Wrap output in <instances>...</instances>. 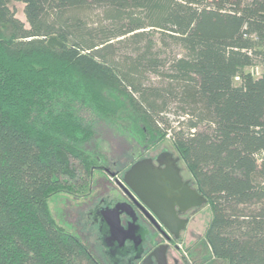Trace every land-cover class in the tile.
Segmentation results:
<instances>
[{
    "label": "trees",
    "instance_id": "16d2710c",
    "mask_svg": "<svg viewBox=\"0 0 264 264\" xmlns=\"http://www.w3.org/2000/svg\"><path fill=\"white\" fill-rule=\"evenodd\" d=\"M109 117L169 136L215 260L264 264V0H0V264H97L49 205L87 190Z\"/></svg>",
    "mask_w": 264,
    "mask_h": 264
},
{
    "label": "flooded vegetation",
    "instance_id": "af4514ba",
    "mask_svg": "<svg viewBox=\"0 0 264 264\" xmlns=\"http://www.w3.org/2000/svg\"><path fill=\"white\" fill-rule=\"evenodd\" d=\"M141 148L139 151L136 150L129 164L115 167L118 180L123 182L126 173L135 164L142 162L145 166L153 168L149 170L153 176L161 175L163 171L168 174L170 179V182L166 184L168 196H171L173 190L174 193L179 194L186 187L196 190L192 181L185 177L183 162L178 155L163 146L150 149ZM91 188L90 180L88 191L79 196L82 202L77 203L76 206L79 209L76 215L80 220L87 215L91 223L84 225L83 228L81 223H76L75 228L78 236L89 247L97 264H142L152 251L163 245L168 246V264H185L175 256L173 251L182 241L181 234L187 230L195 211L201 206L182 212L179 211V207H176L177 216L188 221L179 238H176L164 228L131 187L126 186L127 191L118 186L116 189H108L100 199L95 202L90 200L88 203L89 201L86 202V200ZM117 206L123 208L120 213L123 231L113 233L106 216ZM94 251L98 256L100 255L101 260L93 254ZM154 264L157 263L154 262Z\"/></svg>",
    "mask_w": 264,
    "mask_h": 264
},
{
    "label": "rangeland",
    "instance_id": "374dc122",
    "mask_svg": "<svg viewBox=\"0 0 264 264\" xmlns=\"http://www.w3.org/2000/svg\"><path fill=\"white\" fill-rule=\"evenodd\" d=\"M12 6L17 11V17L25 21L23 4L14 2ZM98 16V13H94V16L90 18V22H96ZM2 30L5 37L9 39L12 34L11 28L4 27ZM261 70V67L257 66L247 69L246 72L252 73L254 77H259ZM149 80L156 82L155 77H150ZM236 84L238 85L239 81H236ZM96 129V137L83 147L85 150L93 153L94 157L100 158L99 166L101 168L100 170L93 171L91 178L92 188L86 200V202L89 201L88 203H90V200L95 202L100 199L108 189H116L118 176L111 177V174L117 175L115 167H123L129 164L131 159H133V155L136 154V150L142 149L137 142L139 136L135 134L133 125L130 122L122 121L115 117L104 118L97 123ZM163 147L177 155L172 147L169 136L165 139ZM72 163L75 167L78 166L77 161L72 160ZM182 165L185 177L193 181L184 163ZM83 179L85 180V178H82L72 193L53 198L49 205L56 223L67 232L69 231L77 236L76 223H81L82 228L84 225L91 223L87 215L82 220L76 215L79 212V209L76 207L77 203L82 202L79 196L88 191V188L84 192L78 190L86 182ZM211 219V209L207 204H204L195 211L187 230L181 234L182 241L178 243L173 252L185 264L187 262L189 264H222L211 256L210 249L204 238L207 225ZM93 254L101 260L99 258L100 255L98 256L95 251Z\"/></svg>",
    "mask_w": 264,
    "mask_h": 264
},
{
    "label": "water",
    "instance_id": "95a60500",
    "mask_svg": "<svg viewBox=\"0 0 264 264\" xmlns=\"http://www.w3.org/2000/svg\"><path fill=\"white\" fill-rule=\"evenodd\" d=\"M149 170H153V168L145 166V163L142 162L137 163L126 173L123 182L116 180V185L125 191H127L126 186L131 187L164 228L174 237L179 238L188 221L177 216L176 207H179V211L182 212L192 207H200L207 204L208 201L190 187H186L179 194L174 193L173 190L171 196H168L166 187V184L170 182L168 174L163 171L161 175L153 176ZM115 176V174H111L112 178ZM122 209L117 206L106 216L113 233L123 231L120 220ZM167 250V245L156 248L143 260L142 264H154V262L168 264Z\"/></svg>",
    "mask_w": 264,
    "mask_h": 264
}]
</instances>
